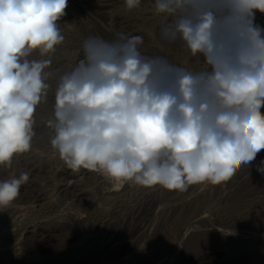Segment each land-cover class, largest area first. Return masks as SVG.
Listing matches in <instances>:
<instances>
[{"label":"clouds","instance_id":"9594fccd","mask_svg":"<svg viewBox=\"0 0 264 264\" xmlns=\"http://www.w3.org/2000/svg\"><path fill=\"white\" fill-rule=\"evenodd\" d=\"M141 0H124L125 10ZM68 0H0V166L28 153L37 109L67 169L120 186L186 192L224 185L264 151V0H153L156 43L88 35L72 61L61 28ZM264 174V160L257 165ZM29 173L0 180L10 207Z\"/></svg>","mask_w":264,"mask_h":264},{"label":"rangeland","instance_id":"374dc122","mask_svg":"<svg viewBox=\"0 0 264 264\" xmlns=\"http://www.w3.org/2000/svg\"><path fill=\"white\" fill-rule=\"evenodd\" d=\"M152 4L141 0L139 9L128 12L124 0H68L61 28L72 61L80 58L88 35L111 39L123 30L144 37L146 54L183 62L173 47L157 45L161 17ZM257 23L264 26L259 12ZM51 101L50 94L49 103L38 106L32 149L10 168L0 166V180L30 174L19 197L0 209V264H255L222 245L184 240L197 231L256 237L249 227L264 224V177L257 171L264 151L224 185H192L186 192L117 186L99 173L65 167L43 123L52 115Z\"/></svg>","mask_w":264,"mask_h":264},{"label":"bare ground","instance_id":"6f19581e","mask_svg":"<svg viewBox=\"0 0 264 264\" xmlns=\"http://www.w3.org/2000/svg\"><path fill=\"white\" fill-rule=\"evenodd\" d=\"M250 225H255L258 228L252 229L253 231L251 230L250 233L254 234L256 237L250 239L249 242L244 241L245 239L242 238L223 237L222 235L212 231H197L189 239L186 238L184 242L186 245L200 246L203 241H207V238H210V240L212 239L211 241L217 242L225 247L228 252H236L239 257L246 258L255 264H264V245L257 244L255 242L258 239L264 238V224L252 222ZM158 238L159 235H156L155 240L157 241ZM246 247H248V249H246Z\"/></svg>","mask_w":264,"mask_h":264},{"label":"water","instance_id":"95a60500","mask_svg":"<svg viewBox=\"0 0 264 264\" xmlns=\"http://www.w3.org/2000/svg\"><path fill=\"white\" fill-rule=\"evenodd\" d=\"M264 177V174H261L260 173V177ZM251 229H256L258 227H256L255 225H250ZM254 235V234H253ZM214 237V236H213ZM252 239V238H250ZM250 239H245L244 241L246 242H249ZM212 240V239H211ZM210 238L208 239L207 238V241H203L202 243V246H206V247H209V248H215V247H218V246H221V244L217 243V242H214V241H211ZM257 244H262L264 245V238L263 239H258L257 241H255Z\"/></svg>","mask_w":264,"mask_h":264}]
</instances>
